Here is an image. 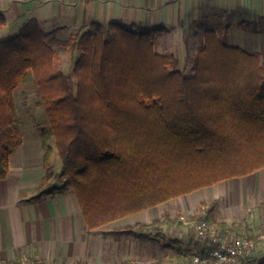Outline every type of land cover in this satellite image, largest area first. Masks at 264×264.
<instances>
[{"label": "trees", "instance_id": "1", "mask_svg": "<svg viewBox=\"0 0 264 264\" xmlns=\"http://www.w3.org/2000/svg\"><path fill=\"white\" fill-rule=\"evenodd\" d=\"M6 22L0 11V28ZM165 31L84 22L64 41L79 50L71 74L55 65V51L35 17L0 40V179L22 144L14 92L28 72L47 121L39 130L45 176L23 201L71 189L89 229L264 167V58L207 29L192 74L184 75L173 55L154 49ZM53 151L59 173L51 168ZM54 178L62 185H51ZM166 222L136 223L156 237L137 234L134 226L114 235L168 248L161 239ZM217 225L226 231L227 224ZM244 264H264V257Z\"/></svg>", "mask_w": 264, "mask_h": 264}, {"label": "crops", "instance_id": "2", "mask_svg": "<svg viewBox=\"0 0 264 264\" xmlns=\"http://www.w3.org/2000/svg\"><path fill=\"white\" fill-rule=\"evenodd\" d=\"M241 2V6H257L255 1ZM211 7L223 9L225 0H0V11L7 21L0 28V35L16 34L21 24L32 17L38 19L44 32L50 33L70 32L93 20L136 23L144 29L153 26L182 29L188 22L212 14ZM35 142V146L25 149L20 159L9 160L8 174L0 179V264L12 262L23 254L39 257L50 264H120L125 260L132 264H155L157 261L162 264L178 257V250L182 251L181 259L203 251L201 240L196 237L191 240L183 233L181 240H168L165 242L168 248L159 246L150 255L138 238L114 235L132 222L142 223L131 222L133 215L143 217L145 223L167 214L172 219L175 218L173 208L180 213L178 220L190 219L199 212L201 217L224 222L226 230L234 235L264 233V167L200 188L199 195H193L192 191L89 229L71 189L44 195L34 202L23 201L34 195L45 176L41 138ZM34 147L38 150L39 158L36 159L27 154ZM170 232L168 223L162 225L163 238ZM262 250L264 240L256 246L253 255Z\"/></svg>", "mask_w": 264, "mask_h": 264}, {"label": "rangeland", "instance_id": "3", "mask_svg": "<svg viewBox=\"0 0 264 264\" xmlns=\"http://www.w3.org/2000/svg\"><path fill=\"white\" fill-rule=\"evenodd\" d=\"M250 1H255L257 6L254 8L252 6L245 7L241 6V0H236V2L235 0H233V2L225 0V7L223 9L211 7L210 10L212 11V14L205 15L206 18L200 17L197 18V20L194 19L192 22H188L186 25H184L182 29L166 28V31L158 35L154 42L155 51L158 53L173 55L177 61L176 68L184 75H191L194 64L193 59L198 49L203 44L204 30L211 29L214 30L218 37L224 40L228 45L239 46L248 52L257 51L261 54L262 58H264V0ZM231 4H233V6H230ZM202 10L204 11V9ZM76 29H72L70 32H44L45 39L49 41L50 45L55 51V65L67 74L72 73L75 60L79 55V50L77 48H67L64 45V41L68 38L69 34L75 32ZM87 30L88 26H85L82 29V32ZM3 38L8 37L6 35H0V40ZM14 100L22 121L21 133L23 144L14 149L10 154L9 160L12 161L17 158L20 159L25 153V149H29L31 145L35 146L36 139L40 137V128L44 127L47 123L44 111L42 107L38 105L36 86L30 72H28L26 80L15 90ZM32 129H34V131ZM50 143L53 144V140H51ZM53 153L54 154H52L50 160L51 168L54 173H57L60 170L61 163L57 153H55V151H53ZM27 154L34 159L39 158L36 147L33 148L31 153L29 151ZM50 184L61 186L62 181L58 178H54L50 180ZM200 193L201 192L197 189L194 190L193 195H199ZM172 210L174 214L173 217L175 218L170 219L167 216L168 214L164 215V217L167 219L166 223H168V226L172 232L167 235V238H163L161 236L162 243L167 242L168 240H181L180 234L182 233L183 236H188L191 240L195 238L194 232L190 226L185 223L184 220H178L180 213L177 212V209L173 208ZM130 219H132L131 222L135 220L145 223V219L143 217H137L133 215ZM135 225L136 223L132 222V224H128L127 226H134L135 233H137L136 231L140 230L146 235L156 237L154 231L141 230L135 227ZM142 242H144L146 254L148 255L153 254V252L159 246L162 247L161 244L152 241L144 240ZM195 244L199 245L200 243L199 241H195ZM262 257H264V250L254 253V255L250 257V260L259 259ZM152 263L153 262H148L145 264Z\"/></svg>", "mask_w": 264, "mask_h": 264}, {"label": "built area", "instance_id": "4", "mask_svg": "<svg viewBox=\"0 0 264 264\" xmlns=\"http://www.w3.org/2000/svg\"><path fill=\"white\" fill-rule=\"evenodd\" d=\"M197 239L204 243V250L185 255L182 259L169 258L162 264H244L250 260L256 246L264 240V233L252 236L234 235L222 231L211 219L184 220ZM4 264H50L39 257L23 254Z\"/></svg>", "mask_w": 264, "mask_h": 264}]
</instances>
